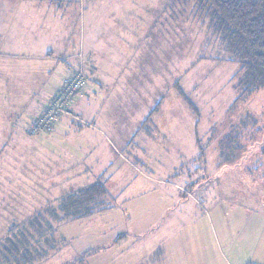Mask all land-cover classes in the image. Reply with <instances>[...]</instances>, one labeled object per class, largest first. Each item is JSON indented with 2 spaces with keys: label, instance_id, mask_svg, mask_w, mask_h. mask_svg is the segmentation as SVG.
Returning <instances> with one entry per match:
<instances>
[{
  "label": "rangeland",
  "instance_id": "374dc122",
  "mask_svg": "<svg viewBox=\"0 0 264 264\" xmlns=\"http://www.w3.org/2000/svg\"><path fill=\"white\" fill-rule=\"evenodd\" d=\"M37 1L44 10L45 7L54 9L52 15L45 16L46 37L40 36L39 40L45 48L51 46V65L61 63L62 66L60 72L47 74L44 80L40 78V82H43L40 89L44 90L45 84L47 95H52L46 103L64 85L68 75L67 66L60 61L64 51L61 52L62 45L73 52L81 38L85 39L86 45L92 46L101 39L116 43L124 38L144 39V34H149V38H156L159 43V56L163 49L167 50L168 55L166 64L158 63L160 74L163 68L160 75L163 85L147 94L142 93L136 98L132 110L117 107L116 96L97 95L95 101L98 103L110 100V106L100 112L107 116L102 129L108 135L106 137L111 147L104 149L107 158L100 161H107L108 166L111 165L108 168L110 176L116 174L112 178L115 184H110L105 201L109 205L114 204V207L93 220L64 221L51 234L43 229L44 222L50 220L46 216L41 222L42 239L39 240L41 252L45 250L46 256L33 264H70L73 259L79 258L76 254L80 255L89 247H101L105 239L130 226L135 231L136 228L146 230L147 234L139 239L145 244L143 249L151 248L154 242L173 235L169 246L181 244L188 249L191 260L200 251V261L202 253L205 264H217L218 254L230 264H264V89L244 95L238 90L239 66L227 60L229 54L210 29V19L205 13L202 16L198 14L195 1ZM113 22L122 35L114 36ZM141 23L146 26L142 33ZM111 49L117 52L120 47L111 46ZM69 66L76 68L71 64ZM82 71L86 77L84 91L89 84L90 74L85 73L84 69ZM35 81L37 86L38 80ZM32 97L33 94L28 96L29 101ZM157 105L161 106L160 110L152 116L151 122L142 126ZM247 114L255 119V123L242 122V128L241 121L247 118ZM84 120L95 123L86 117ZM174 125L178 126L174 130L184 133V142L179 144L183 148L180 158L168 152H165L166 158L161 159L150 158L147 154L139 156L142 150L137 149V145H140L136 138H132L136 132L168 136L173 133ZM88 126L87 122L79 125L82 132L88 130ZM57 128L51 134L36 136V139L61 136L56 133ZM232 128H235L234 135L240 134L238 138L245 146L237 161H230L226 156L231 154L227 151L220 154L221 142ZM195 134L204 153L199 159L193 157L195 146L192 140ZM165 142L162 145H167L169 149L171 144L168 140ZM105 145L103 142V148ZM70 146L69 142H62L59 150L64 151ZM125 170V181L116 183L118 173ZM59 195L57 192L54 197ZM42 199L26 208L14 207L13 237L16 235L20 238L26 220L53 207L52 202H44L50 199L49 196ZM151 218L153 221L159 219L151 224ZM111 225L116 227L112 228ZM150 225L153 226L151 230L143 229ZM7 230L0 237V242L6 238ZM29 231L34 240L38 239L35 230ZM98 232L106 234L95 235ZM134 241L129 240L127 245L134 244ZM35 242L30 241L32 248ZM112 252H116V247ZM114 255L107 251L85 255L84 264L94 261L117 264L119 258ZM0 264H3L1 257Z\"/></svg>",
  "mask_w": 264,
  "mask_h": 264
},
{
  "label": "crops",
  "instance_id": "0c3cea01",
  "mask_svg": "<svg viewBox=\"0 0 264 264\" xmlns=\"http://www.w3.org/2000/svg\"><path fill=\"white\" fill-rule=\"evenodd\" d=\"M0 1H2L0 2V237H3L4 231L13 226L15 206L26 208L33 205V202L40 201L44 196H49L50 199L44 202H52L55 207L67 194L97 182H102L109 193L110 184L112 186L115 184V179L112 178L116 174L110 176L111 172L108 168L111 165L108 166L107 161L101 163L100 160L107 158L104 149L108 150L111 147L106 137L108 135L102 129L107 116L101 113L110 106V100L106 102L105 99L98 103L95 99L97 95H105L109 98L116 96L119 103L117 107L132 110L136 98L142 93L147 94L163 85V82H160V79H163L160 76L163 74V68L161 67L160 74L158 63L166 64L168 53L163 49L159 56V43L156 38H149V34H144L145 38H141L142 40L124 38V41L119 40L117 44L101 39L92 46L86 45L85 39L81 38L78 47L73 48V52L66 50V46L62 45L61 52L64 50L60 57L62 64L66 66L71 64L84 69L85 73L90 74L89 84L74 100L70 113L59 121L56 133L61 136L55 135L47 140L36 139L37 137L29 135L28 126L48 104L47 99L52 97L47 95L45 84L44 90L40 89L43 83L40 82V78L44 80L47 74L60 72L62 68L61 63L58 66L51 65L50 61L53 58L51 46L46 49L39 40L40 36L46 37L45 16L52 15L54 9L45 7L44 10L37 0ZM46 9L51 11L47 12ZM114 22V36L120 33L122 35L120 28ZM141 26L140 33L146 27L143 23ZM103 33L105 35V32ZM117 45L120 50L114 52L111 46L117 47ZM36 79L37 86H35ZM31 94L33 97L29 101L28 96ZM160 108V105L156 111L154 108L147 115L142 126L151 122L152 116ZM84 117L95 123L85 121ZM86 122L89 124V129L82 132L79 125ZM177 127L174 125L173 133L162 137L152 133L136 132L137 134L132 138H136L135 141L140 145H137V149L142 150L139 156L147 154L150 158L161 159L166 158L165 152H168L176 155L175 158L178 156L180 158L181 153L183 155V148L179 144L184 142V133L174 130ZM166 140L171 144L169 149L167 145H162ZM192 141L195 146L193 157L199 159L203 149L199 146L197 134ZM62 142H69L71 146L64 151L59 150ZM103 142L107 145L104 148ZM120 142L122 143L121 139ZM112 148L116 151L114 146ZM126 174V170L118 173L116 183L120 181L121 184L125 181ZM57 192L60 195L54 197ZM113 207L114 204L111 203L106 210ZM100 213L84 219L69 220L79 222L93 220ZM158 219L153 221L151 218V224L157 223ZM111 227L116 226L111 225ZM145 228L151 230L153 226L143 227ZM115 233L118 234L105 239L101 247H89L90 249H86L80 255L76 254L79 258L73 259L70 264H75L76 261L84 264L85 255H97L106 251L117 255L119 258L117 264H205L202 253V261H200V251L196 252V257L191 260L188 249L181 244L169 246L174 239L173 235L154 242L151 248L143 249L145 244L139 242V239L147 234L146 230L136 228L135 231L130 226ZM98 234L104 235L106 232L95 233ZM131 239H135L134 244L127 245ZM115 247L114 253L112 251ZM218 257L219 254L217 264H230L224 256ZM91 264L99 263L94 261Z\"/></svg>",
  "mask_w": 264,
  "mask_h": 264
},
{
  "label": "trees",
  "instance_id": "16d2710c",
  "mask_svg": "<svg viewBox=\"0 0 264 264\" xmlns=\"http://www.w3.org/2000/svg\"><path fill=\"white\" fill-rule=\"evenodd\" d=\"M178 1L185 3L195 1L198 14L202 16L205 13L206 17L210 19V29L215 36L219 37L224 50L229 54L227 60L235 62L239 66L240 70L237 74L239 78L236 84L239 89H237L243 95L264 89V0ZM182 96L184 95L182 94ZM189 105L192 106L191 103ZM158 107L159 105L155 107L154 111ZM242 122L255 123V119L247 114V118L241 121L243 128ZM234 130L235 128L231 129V133L222 140L220 147V154L225 151L231 154L226 156L230 158V161H237L238 155L243 152L245 147L240 137L238 138L240 134H233ZM201 151L200 158L204 154L203 150ZM107 196L106 186L102 182H97L67 194L58 202L57 206L44 210V214L41 211L31 217L22 225L19 239L16 235L13 237L11 234L13 228H10L6 238L0 242L2 263L33 264L44 258L46 251L41 252L39 240L42 239L40 237L41 222L46 216L50 220L44 222L43 229L48 230L51 234L64 221L84 219L106 210L110 204L105 202ZM50 221L55 225L53 226ZM32 229L38 234L36 240L33 239L31 231H29ZM31 240L36 241L33 248Z\"/></svg>",
  "mask_w": 264,
  "mask_h": 264
},
{
  "label": "built area",
  "instance_id": "2783aa9c",
  "mask_svg": "<svg viewBox=\"0 0 264 264\" xmlns=\"http://www.w3.org/2000/svg\"><path fill=\"white\" fill-rule=\"evenodd\" d=\"M68 75L65 83L57 91L45 108L28 126L30 136L48 135L55 130L60 117L69 114L70 106L86 85V77L81 68L66 67Z\"/></svg>",
  "mask_w": 264,
  "mask_h": 264
}]
</instances>
